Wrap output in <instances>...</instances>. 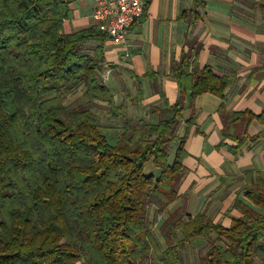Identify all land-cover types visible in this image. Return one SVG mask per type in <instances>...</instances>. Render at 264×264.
I'll return each mask as SVG.
<instances>
[{"label": "trees", "instance_id": "obj_1", "mask_svg": "<svg viewBox=\"0 0 264 264\" xmlns=\"http://www.w3.org/2000/svg\"><path fill=\"white\" fill-rule=\"evenodd\" d=\"M71 1L0 0V264H144L153 254L161 264H183L182 249L213 233L223 244L212 243L199 264H264V214L239 200L244 215L229 228L205 212L172 214L164 250L147 215L149 204L158 214L177 198L186 172L187 135L179 137L178 128L187 95L223 97L230 80L210 66L192 69L185 53L171 68L175 103L154 106V113H165L156 123L138 128L127 118L113 142L85 105L102 101L111 118L127 117L103 78L110 37L95 25L65 31ZM193 4L204 7L206 0ZM89 40L100 43L85 52ZM255 119L264 123V113H234V124H244L243 135L233 136L237 151L262 136L248 135ZM246 195L264 207V178Z\"/></svg>", "mask_w": 264, "mask_h": 264}, {"label": "crops", "instance_id": "obj_2", "mask_svg": "<svg viewBox=\"0 0 264 264\" xmlns=\"http://www.w3.org/2000/svg\"><path fill=\"white\" fill-rule=\"evenodd\" d=\"M97 1L72 0L65 31L92 26L90 16ZM99 43L87 42L91 52ZM185 53L192 55V69L210 66L230 84L223 97L210 92L195 99L186 97L178 128L179 137L187 135L186 172L177 185V198L163 212H154L151 220L162 250L168 247L165 224L179 211L186 215L205 212L226 228L244 215L235 206L237 200L264 214V207L246 195L256 188L258 178H264V123L251 121L248 135L262 136L247 141L238 151L233 138L236 131L239 136L244 131V124H234L235 112L264 113V0H206L204 7L194 6L193 0H150L145 14L127 29L125 42L106 40L103 76L110 71L106 84L116 99L118 92L125 95V107L172 105L179 88L171 68ZM202 239L206 240L197 237L189 247H197L195 243ZM183 258V264H188Z\"/></svg>", "mask_w": 264, "mask_h": 264}, {"label": "rangeland", "instance_id": "obj_3", "mask_svg": "<svg viewBox=\"0 0 264 264\" xmlns=\"http://www.w3.org/2000/svg\"><path fill=\"white\" fill-rule=\"evenodd\" d=\"M85 52H91L90 51V46L87 44L85 47ZM100 77L102 78V72H100ZM107 82V81H106ZM105 82V83H106ZM84 88H79L75 93L71 94L68 99V103H71L75 100H77L83 93ZM115 93V92H114ZM117 103H125V95L122 94L121 92H118L117 94ZM85 105L87 107H90L97 117L99 123L102 126V132L108 137L109 140L116 142L121 139V135L123 132V126L125 125V121L128 118L131 123L140 128L144 124L148 123H156L161 116H164L165 113L161 114H156L153 112L154 105H142L140 103H134L133 105H129L126 107V114L127 117L125 119H114L111 118L110 113H109V105L105 102L98 101V100H93L90 102H85ZM159 108H164V106H159ZM106 128V129H105ZM176 144L173 143L171 147V161L173 159L175 150H176ZM153 168V167H152ZM151 169H148V172L150 173ZM157 207L156 204H149L147 206V215L148 219L151 222L155 208ZM215 237H211V240L208 239H202L200 241H197L193 249L188 248V249H182V256L187 258V261L189 262L188 264H199L200 258L205 255L209 247L212 245V243L216 244H223V242L217 240L216 235ZM203 238V237H201ZM160 257L157 255H152L151 259L146 261V264H160L159 263ZM84 261H80L78 264H85L83 263Z\"/></svg>", "mask_w": 264, "mask_h": 264}, {"label": "built area", "instance_id": "obj_4", "mask_svg": "<svg viewBox=\"0 0 264 264\" xmlns=\"http://www.w3.org/2000/svg\"><path fill=\"white\" fill-rule=\"evenodd\" d=\"M147 0H98L91 20L100 31L118 42H125L127 29L146 11ZM110 71L103 76L107 81Z\"/></svg>", "mask_w": 264, "mask_h": 264}]
</instances>
